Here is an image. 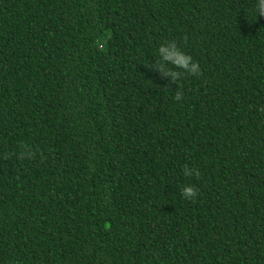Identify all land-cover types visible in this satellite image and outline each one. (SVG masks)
<instances>
[{
  "label": "trees",
  "instance_id": "obj_1",
  "mask_svg": "<svg viewBox=\"0 0 264 264\" xmlns=\"http://www.w3.org/2000/svg\"><path fill=\"white\" fill-rule=\"evenodd\" d=\"M255 6L0 0V264H264Z\"/></svg>",
  "mask_w": 264,
  "mask_h": 264
},
{
  "label": "clouds",
  "instance_id": "obj_2",
  "mask_svg": "<svg viewBox=\"0 0 264 264\" xmlns=\"http://www.w3.org/2000/svg\"><path fill=\"white\" fill-rule=\"evenodd\" d=\"M256 18L257 14L259 16H264V0H256L255 6ZM157 54L159 59L156 60V69L163 75L169 77L168 83L171 84L175 82L178 85V89L175 93V99L181 100L184 93L183 91L179 90V81L184 76V74H191V75H200L201 69L199 67V63L193 61L192 57L182 51L175 40H169L162 44L157 49ZM171 65V67H169ZM146 66H150L146 64ZM179 70H183L178 71ZM25 149L28 147L22 146ZM33 156H29L28 158L31 159ZM7 158V157H6ZM185 176H196L199 178L200 172L199 170L193 168L189 169L187 166L183 169ZM181 194L185 199H195L198 195V190L193 185H185L181 189Z\"/></svg>",
  "mask_w": 264,
  "mask_h": 264
}]
</instances>
